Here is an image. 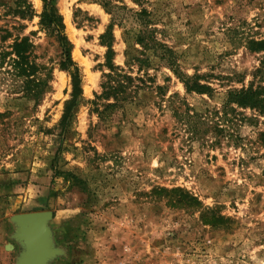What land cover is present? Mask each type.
I'll use <instances>...</instances> for the list:
<instances>
[{"label":"rangeland","instance_id":"rangeland-1","mask_svg":"<svg viewBox=\"0 0 264 264\" xmlns=\"http://www.w3.org/2000/svg\"><path fill=\"white\" fill-rule=\"evenodd\" d=\"M28 1L31 18H0L11 33L0 31V50L27 36L48 88L35 98L0 65V264H22L13 216L36 211L50 213L47 264H264V114L223 110L228 91L264 87V50L247 47L264 39V0H143L180 72L211 91H187L152 59L163 95L103 119L92 101L112 16L100 0H52L80 73L73 98L60 47L39 25L43 3ZM133 28L130 20L112 27L115 65L124 66L128 46L139 48Z\"/></svg>","mask_w":264,"mask_h":264},{"label":"trees","instance_id":"trees-1","mask_svg":"<svg viewBox=\"0 0 264 264\" xmlns=\"http://www.w3.org/2000/svg\"><path fill=\"white\" fill-rule=\"evenodd\" d=\"M42 11L39 15V25L48 36L58 43L61 53L59 67L71 77L72 97H76L81 92L80 73L78 66L72 61L70 55V43L64 34V25L52 0H41ZM140 9L133 10L125 6L112 5L107 0H100V5L112 16L111 22L106 31L100 36L101 42L106 46L105 59L107 71L103 72L99 93H95L92 105L94 112L103 119L117 110L127 111V106L139 103L144 100L145 94L155 93L163 95V87L156 85L153 76L149 74V69L153 65L152 59H156L159 65L170 69L175 75L180 77L187 91L205 93L211 91L208 85L201 84L196 77H190L179 70L178 54L158 41L155 36L156 29L151 27L152 17L150 13L142 7L143 0H132ZM145 2V1H144ZM1 17L10 16L14 19L31 18L33 14L32 5L28 0H12L11 3L0 0ZM130 20L134 28L131 30L135 44L139 48L128 46L125 52L126 61L124 66L115 65L112 62V27L116 23H124ZM116 21V22H115ZM3 37H10L8 28L0 27ZM9 51L0 50V65L7 61L16 71L19 77H24V90L38 98L47 90V82L36 77L38 65L34 59V44L27 36L15 35L9 45ZM247 47L251 51L264 50V39L247 42ZM135 70V72H134ZM34 86V88H32ZM234 104L239 108H248L264 114V87L258 86L255 89L246 88L238 91H228L223 100V110L231 108ZM71 101L64 107L62 125L70 116ZM187 110V108H186ZM189 110V109H188ZM186 115V119L197 118V112ZM191 121L187 120L189 125Z\"/></svg>","mask_w":264,"mask_h":264},{"label":"water","instance_id":"water-1","mask_svg":"<svg viewBox=\"0 0 264 264\" xmlns=\"http://www.w3.org/2000/svg\"><path fill=\"white\" fill-rule=\"evenodd\" d=\"M49 217L50 213L47 211L27 212L13 216V220L17 226V237L22 244V253L20 255V262L22 264H47L49 258L52 256L53 250L47 226ZM33 221L36 222L42 234L36 250L34 243L25 233L26 226Z\"/></svg>","mask_w":264,"mask_h":264},{"label":"bare ground","instance_id":"bare-ground-1","mask_svg":"<svg viewBox=\"0 0 264 264\" xmlns=\"http://www.w3.org/2000/svg\"><path fill=\"white\" fill-rule=\"evenodd\" d=\"M25 233L30 238V240L34 243L35 250H36L37 245H39L40 240L42 238V234L35 221L30 222L29 225L26 226Z\"/></svg>","mask_w":264,"mask_h":264}]
</instances>
